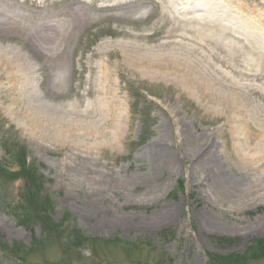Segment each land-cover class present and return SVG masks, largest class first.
<instances>
[{"label": "rangeland", "instance_id": "374dc122", "mask_svg": "<svg viewBox=\"0 0 264 264\" xmlns=\"http://www.w3.org/2000/svg\"><path fill=\"white\" fill-rule=\"evenodd\" d=\"M22 1L0 0V5L9 17L23 10L31 13L30 22L22 21L27 25H35L34 19L50 35L64 27L66 34L61 72L52 82V66L29 40L0 28V264H264V259L242 257L264 242V161H256L258 148L248 141L255 150L247 151L250 158L238 154L239 136L245 135L229 119L234 112L219 103L207 112L180 88L152 83L133 71L113 75L121 105L112 111L111 95L96 90V67L110 71L116 61L110 56L107 62L108 52L120 54L118 45L129 42L149 44L135 35L158 39L175 22L184 21L180 30H193L188 22L201 10L185 13L188 0H171L172 9L137 0L144 8L121 4L117 10L98 12L103 0H85L90 6L82 13L94 16L72 25L69 12L83 9L74 5L76 0ZM207 1L211 6L205 16L236 28L235 35L254 41L264 54V36L252 30L264 32V0ZM121 12L124 17L119 18ZM218 27L209 22L200 27L205 33L199 37L214 39L223 53H230L228 45L237 41ZM240 44L245 58L253 48ZM21 48L32 59L29 79L2 61H12ZM2 76L13 78L1 81ZM251 84L264 89L260 82ZM40 105L67 113L60 133L58 125L28 117ZM79 114L104 121L88 131ZM251 116L250 111L246 117ZM253 122L254 130L261 131V122ZM184 126L201 140L194 149L183 142ZM209 145L227 179L224 188L217 174L196 165ZM18 158L39 182L35 196L25 179L15 176L21 168ZM35 200L39 205L33 207ZM42 218H51L53 225ZM82 236L84 246L75 248L73 240Z\"/></svg>", "mask_w": 264, "mask_h": 264}, {"label": "bare ground", "instance_id": "6f19581e", "mask_svg": "<svg viewBox=\"0 0 264 264\" xmlns=\"http://www.w3.org/2000/svg\"><path fill=\"white\" fill-rule=\"evenodd\" d=\"M76 1L77 3H74V5L78 4L84 10L79 8L71 13L69 12L72 25L81 21L83 17L91 20L94 16V14L91 13H82L89 10L88 7L90 4L85 0ZM112 1L113 0H103L100 9L97 11L117 10L122 6L121 4L131 5L133 3H140V7L144 8V3L142 1ZM153 1L161 5L165 4L168 9H172L173 1L171 0ZM199 1L200 0H188V2H192V4L188 3L186 8L183 7L185 13H189L194 9L201 10V12L196 11V14H193V17L190 18L188 22L193 23V30H190L188 26L180 30V26H182L184 21L175 22V26L171 25L164 28L158 39L153 38L155 35H149L152 37H147L143 34L135 35L137 40H146L150 42L149 44L129 42L118 45L120 47L116 49L120 51V54H111L112 52H108L107 62L110 64V56H116V61L110 65V71L108 66L105 67L101 65L96 67L100 82V84L96 85V90L103 94L107 93L108 96L111 95L112 101L109 102V107L110 111H112L120 104L117 98L118 89L116 81L113 80V75L117 76V72H119L118 74L120 75L123 71H133L146 76V79L152 81V83H166L180 88L186 95L192 98L199 107L207 109V112H212L213 109L219 108L217 107L219 103L227 111L234 112L233 117L229 115V119L231 118V121L240 124L242 127V135H245L243 139L239 136L238 154L245 159L250 156L247 153L248 150L255 151L248 147L246 143L248 141L249 144L255 143L258 148L259 155L256 161H264V89L260 86L251 84L260 82L262 86H264V54L258 48L259 45H256L254 41L250 40L246 42L244 38L242 39L240 36L235 35L234 33L236 30L234 29L236 28H230L224 25L219 22L216 16L211 18L205 16L203 13L209 10L211 2L207 0H203V2ZM126 2H128V4ZM117 16H120L119 18L124 17V12H121V14ZM29 19L30 16L24 13L17 14L16 17L13 14V17H9L6 6L0 5V28H6L9 31L16 32L19 38L29 40L34 50L38 51L41 57L52 66L53 82L57 80L61 72L58 63L62 60V50H60V48L63 47V42L65 41L66 31L63 32L62 30L65 27L59 28V32L53 30V35H50L46 30L37 25H30L31 23L27 25L25 22H30ZM99 19H101V17ZM209 22L215 23L216 27L220 25L218 28H220L222 33L226 35L230 34L231 37H235L237 42L228 45L230 53H223L222 49L224 48L214 39L205 41L204 38L199 37L205 33L204 28L200 27L208 26ZM252 30L256 36H264V32L258 30V28L253 26ZM127 35L131 37L133 34L128 33ZM159 40L163 41L161 42ZM240 42L253 48L248 50L245 58H243L241 54L242 51L245 50V47L242 46ZM151 43L154 45H151ZM231 45L234 46L232 47ZM106 47L107 46H104V51L107 50ZM116 49L113 50L115 51ZM20 51L21 52L13 56L12 61L5 60L4 58L2 61H4L5 65L7 64L10 67L19 68L23 73L26 72L27 78L29 79L33 69V64L31 63L32 59L23 48H21ZM4 52L8 53L7 50ZM227 53L229 55H227ZM225 58L229 59V61ZM11 62H15L16 64H11ZM221 68L227 69L229 72H224ZM12 78L13 76H2L1 81H9ZM243 81H247L250 84L244 85L242 84ZM115 98L117 101H115ZM250 102L256 104L258 107L250 108L247 105ZM248 110L251 111L252 120L246 117L247 114L250 113ZM66 116L67 113L64 110L60 111L57 108L49 109V107L45 108L43 105H40L38 109L33 111L31 116L28 117L35 121L41 118L45 123L58 125V127H60V133L66 125ZM118 116L119 114H116V117ZM113 117L114 114H109V119ZM261 117H263V119H261ZM78 121L83 124V128H88V131H96L95 129H98L100 125L99 122L104 121V119L100 118L99 121H94L92 117L79 114ZM253 121H255V123L256 121L261 122V131L254 130ZM184 123L186 122L184 121ZM181 131L184 135L183 142L186 147L194 149L195 146L200 144V138L194 136L185 126ZM160 136L162 135L160 134ZM166 152L168 153V151ZM201 152L204 153L201 158L197 159L196 165L201 166L203 171L207 169L211 171V173L217 174L219 186H223L222 188H224L227 179L222 175L219 163L214 161V146L209 145ZM104 224H106V222ZM104 226L101 227L103 228ZM211 226L213 227L215 225Z\"/></svg>", "mask_w": 264, "mask_h": 264}, {"label": "trees", "instance_id": "16d2710c", "mask_svg": "<svg viewBox=\"0 0 264 264\" xmlns=\"http://www.w3.org/2000/svg\"><path fill=\"white\" fill-rule=\"evenodd\" d=\"M18 162H19L21 168H20V171L18 173H16L15 176H16V178L25 179L26 189L29 192H33L31 194L34 195L36 191H38V192L40 191V188H39V185H38L39 182L35 181V178H33L34 175L31 174V172H29V170L27 169V166H26L27 163H26V161L23 158H18ZM20 162H22V163H20ZM26 196H27V194H25V198H26ZM29 201H31V200L29 199ZM33 205H39V201H37V200L33 201L32 202V206ZM33 207H35V206H33ZM35 209H37V208H35ZM42 219L44 220V223L46 225H48L49 227H50L51 224L53 225V220L51 218H42ZM83 238H84L83 236L75 238L73 240V246L75 248H82L84 246ZM242 257L243 258H249V257L251 258V257H253V258H256V259L257 258L258 259H264V242H261L258 245H256L254 248L251 249V252H248L247 255L242 256ZM233 258L237 259L239 257L234 256ZM221 264H222V262H221Z\"/></svg>", "mask_w": 264, "mask_h": 264}]
</instances>
